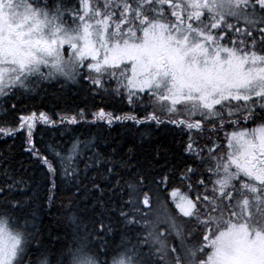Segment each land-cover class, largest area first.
Wrapping results in <instances>:
<instances>
[{
  "label": "snow or ice",
  "instance_id": "6c2138e0",
  "mask_svg": "<svg viewBox=\"0 0 264 264\" xmlns=\"http://www.w3.org/2000/svg\"><path fill=\"white\" fill-rule=\"evenodd\" d=\"M0 264H264V0H0Z\"/></svg>",
  "mask_w": 264,
  "mask_h": 264
},
{
  "label": "trees",
  "instance_id": "16d2710c",
  "mask_svg": "<svg viewBox=\"0 0 264 264\" xmlns=\"http://www.w3.org/2000/svg\"><path fill=\"white\" fill-rule=\"evenodd\" d=\"M69 102H71V100H70ZM76 102H80L79 97L76 98ZM36 103H39V101H36ZM97 103H100V101L98 100ZM108 103H109V105H111V106H115V107H117V108H124V110H127V105H126V104H120V103H119L118 101H116V100H111V101H109ZM44 106H45L46 109H47L48 107H51V106H52V101H51V100H45V101H44ZM37 139H39V137H37ZM45 139L47 140L48 137L45 136ZM11 142H12V141L9 140V143H11ZM16 143H17V152L19 153V152L21 151V149H20V141H17ZM19 158L26 159L27 157H26V154H25V155H21Z\"/></svg>",
  "mask_w": 264,
  "mask_h": 264
}]
</instances>
